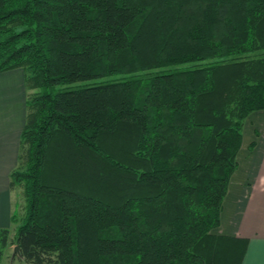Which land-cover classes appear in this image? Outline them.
I'll return each instance as SVG.
<instances>
[{"label":"trees","instance_id":"obj_1","mask_svg":"<svg viewBox=\"0 0 264 264\" xmlns=\"http://www.w3.org/2000/svg\"><path fill=\"white\" fill-rule=\"evenodd\" d=\"M18 66L19 258L240 264L248 238L213 228L264 108V0H0V71Z\"/></svg>","mask_w":264,"mask_h":264},{"label":"crops","instance_id":"obj_2","mask_svg":"<svg viewBox=\"0 0 264 264\" xmlns=\"http://www.w3.org/2000/svg\"><path fill=\"white\" fill-rule=\"evenodd\" d=\"M25 75L22 66L0 71V225L8 227L15 200L10 171L18 162L20 135L28 112L30 88ZM243 125L253 130L248 131V139L243 137L238 165L223 197L220 222L213 231L246 236L240 264H264V108L250 111ZM249 209L253 216L247 218Z\"/></svg>","mask_w":264,"mask_h":264},{"label":"rangeland","instance_id":"obj_3","mask_svg":"<svg viewBox=\"0 0 264 264\" xmlns=\"http://www.w3.org/2000/svg\"><path fill=\"white\" fill-rule=\"evenodd\" d=\"M118 76H120V74L113 73V74L106 75V76L94 77V78H89V79H83V80H79V81H74V82H72L70 84L90 83V82H94V81L102 80V79L116 78ZM59 86H62V85H59ZM31 90H32V88H31ZM252 130L253 129H250V128L247 129V127L245 129V125H243V127H242V138H241L240 146L242 144L243 137H244V139H248V131L251 132ZM109 149L110 150H116L118 148H114L113 147V144H112V145H109ZM239 149H240V147H239ZM236 158H237V155H236ZM237 165H238V160H237ZM12 188L14 189L13 193H14V199H15L14 200V203H13V212H12V214L14 213L16 215V220L15 221L12 220L11 226H9V230H10L9 237H10V240L11 241L9 242V244L7 245V247L5 248V252H4V255H3V258H2V260L0 262V264H26L21 258H19L18 253L16 254V256H13V247L15 245L13 243V236H14V232H15L16 225L18 224V220H20L19 217L24 212V205L26 203L25 193H24V186H23V183L22 182H17V183H15L12 186ZM250 216H253V212H252L251 209H249L247 211V218H249Z\"/></svg>","mask_w":264,"mask_h":264},{"label":"water","instance_id":"obj_4","mask_svg":"<svg viewBox=\"0 0 264 264\" xmlns=\"http://www.w3.org/2000/svg\"><path fill=\"white\" fill-rule=\"evenodd\" d=\"M13 251H17L18 254H19V249H18V246L15 244L14 247H13Z\"/></svg>","mask_w":264,"mask_h":264}]
</instances>
